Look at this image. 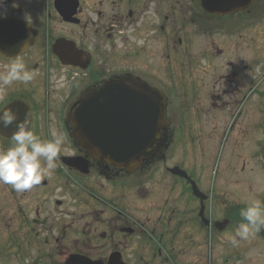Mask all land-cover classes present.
<instances>
[{
    "label": "flooded vegetation",
    "instance_id": "af4514ba",
    "mask_svg": "<svg viewBox=\"0 0 264 264\" xmlns=\"http://www.w3.org/2000/svg\"><path fill=\"white\" fill-rule=\"evenodd\" d=\"M4 10L0 73L21 58L38 75L5 88L0 113L19 102L17 121L27 114L42 140L52 130L65 137L58 168L35 193L32 231L40 228L41 256L58 264L72 256L103 264H254L252 239L231 244L243 208L222 203L218 190L191 175L201 191L194 194L171 169H185L190 150L220 144L222 116L232 133L244 121L246 145L254 126L264 129V0H5ZM13 23L22 29L18 48ZM203 58L220 59L223 73L198 65ZM149 91L166 104L162 155L129 172L87 154L74 137L77 103L86 97L108 127L124 114L108 109L109 101H139L132 94ZM14 130L15 122H0L1 146H12L3 133ZM174 147L182 159H174ZM64 157L77 161L66 166ZM53 212L63 217L40 219Z\"/></svg>",
    "mask_w": 264,
    "mask_h": 264
},
{
    "label": "rangeland",
    "instance_id": "374dc122",
    "mask_svg": "<svg viewBox=\"0 0 264 264\" xmlns=\"http://www.w3.org/2000/svg\"><path fill=\"white\" fill-rule=\"evenodd\" d=\"M195 62V54H188L187 61ZM197 64L204 68H220L222 62L216 59L207 62L206 59H196ZM212 71H210V74ZM225 74V73H224ZM210 79V78H208ZM231 120V119H230ZM229 118L221 117V143L212 148H206L201 154L200 150L189 153L187 160L183 162L188 167V172L203 182L205 190L215 187L220 192L221 202L245 208L253 199L264 200V129L254 126L256 129L250 134L249 144L245 143L242 131L236 127L234 133H228ZM0 142L1 139H0ZM224 142V143H223ZM200 145L199 142H196ZM216 145V146H215ZM201 147V146H200ZM0 145V151L6 150ZM175 152V147H174ZM177 152V151H176ZM175 152L174 159H182L181 152ZM177 154V156H176ZM59 164L57 163L58 168ZM53 171V170H52ZM52 171L42 177H50ZM40 181V182H41ZM40 185H34L30 190L17 192L11 185L0 183V264H58L51 259L43 258L44 249L40 247L39 240L35 236L33 219L36 215V191ZM28 202V205H26ZM51 217L52 222L63 217L53 212L51 215L43 213L40 219ZM254 264H261V248L259 234L251 237ZM245 240L239 241V245ZM256 261V263H255Z\"/></svg>",
    "mask_w": 264,
    "mask_h": 264
},
{
    "label": "water",
    "instance_id": "95a60500",
    "mask_svg": "<svg viewBox=\"0 0 264 264\" xmlns=\"http://www.w3.org/2000/svg\"><path fill=\"white\" fill-rule=\"evenodd\" d=\"M230 1L225 0L230 5ZM209 10L214 11L211 7L206 6ZM20 25L14 24L13 42L19 41L17 32L22 29ZM127 94V93H126ZM132 95L140 96L141 100L128 101L127 98L120 101H109V108L115 106V110L124 112L118 118L109 119V126L101 125V119L96 118L89 108V102L83 97L78 103L74 114L76 120L75 139L80 141L81 146L87 154L98 160H106L115 166H120L130 170L138 167L145 162H149L159 156L162 149L166 147L168 140L166 118V104L160 98L159 93L155 95L153 91L149 94L133 93ZM164 100V99H163ZM18 103L9 106L4 112L16 110ZM103 110H105L103 108ZM134 111L135 114L128 115V112ZM99 125H95V122ZM11 136V134H8ZM77 159L69 158L66 162L68 165H75ZM174 174L183 177L188 175L185 171L175 168ZM191 180L190 178H188ZM192 183H194L192 181ZM194 191L198 189L194 186ZM261 233L264 231L261 229ZM66 264H100L84 261L79 257H71Z\"/></svg>",
    "mask_w": 264,
    "mask_h": 264
},
{
    "label": "clouds",
    "instance_id": "9594fccd",
    "mask_svg": "<svg viewBox=\"0 0 264 264\" xmlns=\"http://www.w3.org/2000/svg\"><path fill=\"white\" fill-rule=\"evenodd\" d=\"M4 3L5 0H0V16L5 15ZM37 75V72L27 70L23 60L17 58L0 73V96L13 83L29 84ZM0 122L5 128L15 122V130L11 134L12 146L0 151V183L11 185L17 192L30 190L40 183L43 176L56 169L65 137L52 130L51 138L42 140L31 130L27 114L22 121H17L16 114L11 110L0 113ZM240 215L242 222L231 238L233 246L264 229V201H249Z\"/></svg>",
    "mask_w": 264,
    "mask_h": 264
}]
</instances>
